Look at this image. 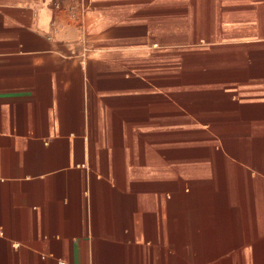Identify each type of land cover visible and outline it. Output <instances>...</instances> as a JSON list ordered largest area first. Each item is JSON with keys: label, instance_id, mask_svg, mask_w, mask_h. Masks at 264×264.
<instances>
[{"label": "crops", "instance_id": "0c3cea01", "mask_svg": "<svg viewBox=\"0 0 264 264\" xmlns=\"http://www.w3.org/2000/svg\"><path fill=\"white\" fill-rule=\"evenodd\" d=\"M0 264H264V0H0Z\"/></svg>", "mask_w": 264, "mask_h": 264}, {"label": "built area", "instance_id": "2783aa9c", "mask_svg": "<svg viewBox=\"0 0 264 264\" xmlns=\"http://www.w3.org/2000/svg\"><path fill=\"white\" fill-rule=\"evenodd\" d=\"M61 1H62V0H57V3L60 4ZM57 28H58V23H57ZM57 30H58V29H57ZM88 51H89V49H88L87 47H84V51H83L82 56H83V57H86L87 54H88Z\"/></svg>", "mask_w": 264, "mask_h": 264}]
</instances>
